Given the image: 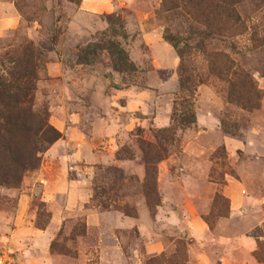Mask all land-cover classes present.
<instances>
[{
    "label": "rangeland",
    "instance_id": "obj_1",
    "mask_svg": "<svg viewBox=\"0 0 264 264\" xmlns=\"http://www.w3.org/2000/svg\"><path fill=\"white\" fill-rule=\"evenodd\" d=\"M3 3L21 22L0 36V75L36 52L34 112L60 138L0 185V251L264 264V0Z\"/></svg>",
    "mask_w": 264,
    "mask_h": 264
},
{
    "label": "trees",
    "instance_id": "obj_2",
    "mask_svg": "<svg viewBox=\"0 0 264 264\" xmlns=\"http://www.w3.org/2000/svg\"><path fill=\"white\" fill-rule=\"evenodd\" d=\"M26 50L7 55L9 70L1 61L6 75H0V185H20L25 173L37 167V154L60 138L47 124V114L34 112L38 57ZM195 122V117L189 121Z\"/></svg>",
    "mask_w": 264,
    "mask_h": 264
},
{
    "label": "crops",
    "instance_id": "obj_3",
    "mask_svg": "<svg viewBox=\"0 0 264 264\" xmlns=\"http://www.w3.org/2000/svg\"><path fill=\"white\" fill-rule=\"evenodd\" d=\"M0 36L7 30L16 28L20 24V16L16 13L14 5L11 3H3L0 5Z\"/></svg>",
    "mask_w": 264,
    "mask_h": 264
},
{
    "label": "built area",
    "instance_id": "obj_4",
    "mask_svg": "<svg viewBox=\"0 0 264 264\" xmlns=\"http://www.w3.org/2000/svg\"><path fill=\"white\" fill-rule=\"evenodd\" d=\"M0 264H13L12 258L6 253L0 251Z\"/></svg>",
    "mask_w": 264,
    "mask_h": 264
}]
</instances>
